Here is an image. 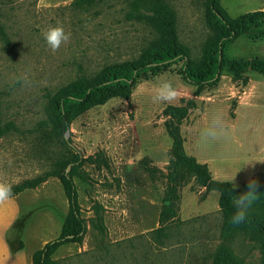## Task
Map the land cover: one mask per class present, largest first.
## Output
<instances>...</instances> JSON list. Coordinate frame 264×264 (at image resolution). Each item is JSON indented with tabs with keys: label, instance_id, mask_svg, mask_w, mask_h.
Listing matches in <instances>:
<instances>
[{
	"label": "rangeland",
	"instance_id": "rangeland-1",
	"mask_svg": "<svg viewBox=\"0 0 264 264\" xmlns=\"http://www.w3.org/2000/svg\"><path fill=\"white\" fill-rule=\"evenodd\" d=\"M74 1L0 0V129L15 125L0 133V181L14 188L45 178L0 206V264H33V253L60 235L70 205L61 179L51 172L60 159L75 156L81 164L73 179L87 232L81 243L60 246L51 256L55 264H212L221 242L220 192L192 170H180L176 216L162 231H153L161 226L170 183L168 122L178 127L187 155L206 165L212 179L228 181L246 162L264 160V75L248 69L234 78L223 70L217 83L200 89L184 79L179 61L141 80L129 98H112L83 112L63 136H55L39 127L48 92L107 64L137 58L155 37L145 20L127 17L130 0H99L83 8ZM165 1L176 12L181 41L192 57H201L211 35L206 0ZM220 2L232 17L264 10V0ZM57 25L71 39L52 52L43 34ZM225 56L264 58L261 27L229 43ZM165 81L178 98L153 102L154 90ZM138 86L143 94H137ZM170 105L186 115L167 114ZM217 112L227 134L207 141L202 132ZM254 163L237 173L239 187L250 176L264 187V162ZM231 245L243 264H263L260 246L249 236L240 234Z\"/></svg>",
	"mask_w": 264,
	"mask_h": 264
},
{
	"label": "trees",
	"instance_id": "trees-1",
	"mask_svg": "<svg viewBox=\"0 0 264 264\" xmlns=\"http://www.w3.org/2000/svg\"><path fill=\"white\" fill-rule=\"evenodd\" d=\"M98 1L75 0L74 5L83 8ZM220 1L206 0L205 18L211 29V35L203 48L202 56L194 58L188 45L180 39L176 12L165 0H150L147 3L143 0H130L131 10L127 17L145 20L154 30L155 37L142 48L137 58L107 64L97 73L84 74L61 89L48 92L43 108L45 118L39 123L40 129L50 131L55 136H63L71 123L83 112L105 104L112 98H129L134 87L141 80L164 73L179 61L183 62L180 73L184 79L200 89L217 83L223 70L234 78H241L248 69L264 75V58L255 57L248 60L230 59L225 56L226 46L234 39L250 33L256 27H261L264 33V10L250 11L232 17ZM142 6L147 7L149 13H145ZM259 37L256 36V38ZM166 113L184 117L186 110L170 105L166 108ZM168 127L173 137L169 190L160 212L161 226L153 231H162L166 223L176 216L175 202L178 197L179 174L181 169L188 168L207 188L220 192L219 204L223 215L221 242L214 251L212 264H243L231 245V241L240 234L249 236L260 246L264 264V187L259 186L261 192L259 199L249 210L246 221L240 225H233L231 217L235 207L232 195L238 196L246 190L247 185H242L231 192L230 183L212 179L206 165L198 163L194 157L187 155L184 151L178 127L172 121L168 122ZM10 128H15V125L7 124L5 128L0 129V133L5 134ZM71 163L73 166L67 172ZM79 164L81 162L77 156L73 160L60 159L55 171L51 172L52 175L61 179L70 208L60 235L33 253V264H55L51 256L60 246L70 242L81 243L86 235L87 222L81 214L78 192L73 179L76 166ZM44 179L39 177L27 180L15 186L13 193L17 194ZM18 231L21 233V225Z\"/></svg>",
	"mask_w": 264,
	"mask_h": 264
},
{
	"label": "clouds",
	"instance_id": "clouds-1",
	"mask_svg": "<svg viewBox=\"0 0 264 264\" xmlns=\"http://www.w3.org/2000/svg\"><path fill=\"white\" fill-rule=\"evenodd\" d=\"M48 47L52 52H56L60 49L62 44H66L71 39V33L66 32L62 25L52 26L43 34ZM137 94H143L142 87L137 88ZM179 96L178 90L169 81L161 83L155 90L152 96V100L155 103H172ZM134 102V100H133ZM227 134V128L224 122L222 113H214L209 125L202 132V137L207 141H215L221 136ZM264 162V160H251L244 164L255 166L254 162ZM243 166V167H244ZM235 172L234 175L227 181L231 185L230 191H235L239 185L236 180L237 173L243 168ZM259 182L254 177H249L247 181L246 190L241 192L238 196L232 195L235 212L231 217V223L233 225H240L247 219L249 210L254 203L259 199ZM13 197V185L6 181H0V206L9 202Z\"/></svg>",
	"mask_w": 264,
	"mask_h": 264
},
{
	"label": "water",
	"instance_id": "water-1",
	"mask_svg": "<svg viewBox=\"0 0 264 264\" xmlns=\"http://www.w3.org/2000/svg\"><path fill=\"white\" fill-rule=\"evenodd\" d=\"M70 170V166H68V168H67V172Z\"/></svg>",
	"mask_w": 264,
	"mask_h": 264
}]
</instances>
